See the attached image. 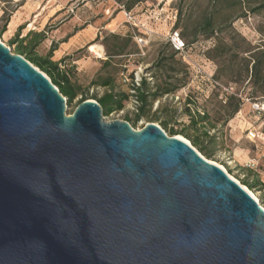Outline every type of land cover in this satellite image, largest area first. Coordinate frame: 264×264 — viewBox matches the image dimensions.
Masks as SVG:
<instances>
[{"label": "water", "instance_id": "1", "mask_svg": "<svg viewBox=\"0 0 264 264\" xmlns=\"http://www.w3.org/2000/svg\"><path fill=\"white\" fill-rule=\"evenodd\" d=\"M0 264H264V209L154 123L67 115L0 42Z\"/></svg>", "mask_w": 264, "mask_h": 264}, {"label": "rangeland", "instance_id": "2", "mask_svg": "<svg viewBox=\"0 0 264 264\" xmlns=\"http://www.w3.org/2000/svg\"><path fill=\"white\" fill-rule=\"evenodd\" d=\"M131 1L0 0V42L13 53L16 45H9V41L18 27H23L19 38L29 31L44 33L34 52L43 56L54 47L53 60L66 59L73 67L72 81L82 88L81 96L70 103L64 97L67 115L73 113L82 96L95 101L105 92L91 85L93 81L110 76L115 92L130 94V79L135 74L148 79L147 74L153 70L152 82L178 87L174 94L155 102L135 123L131 97L122 111L102 113L103 120L125 121L128 117L134 130L147 123L163 130L161 122L165 121L167 129L202 140L212 155L209 159L200 155L224 168L264 209V64L258 84L245 73L253 53L262 52L264 10L254 9L264 0H243L236 14L244 16L238 19L229 14L231 0H144L135 4L127 17L125 6ZM208 16L214 17L217 32L206 39L200 24ZM174 30L188 45L184 58H170L166 43ZM112 34L120 37L118 43L124 46L125 55L108 59L103 40L107 48L112 47L116 43ZM92 45L101 46L99 56L90 52ZM211 80L219 86H213ZM230 96L239 98L241 106L224 122L232 105ZM194 113H205L209 118L200 124L201 129L189 124ZM204 131L209 137L215 136L213 142L204 139ZM164 132L168 135L167 130ZM178 136L191 145L182 135L174 137ZM256 179L259 186L254 190L243 185L245 180L251 183Z\"/></svg>", "mask_w": 264, "mask_h": 264}, {"label": "trees", "instance_id": "3", "mask_svg": "<svg viewBox=\"0 0 264 264\" xmlns=\"http://www.w3.org/2000/svg\"><path fill=\"white\" fill-rule=\"evenodd\" d=\"M144 0H133L130 4H127L125 6L126 12H130L132 7L135 4L141 3ZM216 1V0H215ZM243 0H231L229 5V14L231 17H234V19H238L244 16L243 13L236 14L237 11L241 10ZM254 10H264V2L260 4L256 9ZM242 14V15H241ZM201 29L205 32L206 39L211 38L214 33L217 32V28L215 27V19L213 16L205 17L200 24ZM23 29V27H18V30L16 31L13 38L9 41V45H16L15 53L16 55H19L23 57L26 61L31 63L35 68L39 69L43 74H45L51 83L58 89V92L66 98L67 102L70 103L76 96L80 95L82 93V88L79 84L76 82H73L71 79V70L73 67L66 63V59H62L60 61H52V53L55 50L54 47L51 48L45 55H37L34 52V49L38 47V45L43 41L44 39V33L43 32H33L29 31L24 37L19 38V33ZM180 34V33H179ZM111 38L116 42L115 45H113L110 48H107L104 44L105 51L107 52L106 55L108 59H112L115 57H120L125 55L124 46L119 42L120 37L118 35H110ZM181 39L184 41V38L180 34ZM131 37H128V39ZM185 42V41H184ZM168 47L171 50L170 58H173L177 55V52H175L168 43H166ZM186 48H188L187 43L185 42ZM260 53H253L251 56V60L246 62L245 66V73L246 75L250 77V80L253 78L254 81L260 82V77H262V66L264 64V42L261 47ZM259 52V51H257ZM224 53L226 51L224 50ZM162 58V57H161ZM106 64V63H105ZM251 64V65H250ZM250 65V69H249ZM153 70H150V74H154ZM152 78V76H151ZM154 77L152 78V80ZM91 85H97L105 89V92L95 99V101L99 104L101 107L103 115H108L113 112H119L122 111L124 108V102L128 100L129 97L134 98L136 101L135 105V114H134V120L133 122H137L139 118L145 117L147 113L149 112L150 108L155 102H158L160 99H162L165 96L173 95L174 92L177 90L178 87L175 86H169V85H156L155 81L151 83L147 82L146 79L142 78L141 82L138 87H131V90L133 93L126 94V93H117L115 92V86L113 84L112 78L110 76H107L101 80H95L91 83ZM86 98L83 96L81 97V100L78 102L77 105H79L81 102L85 101ZM229 102H232L231 106H228L227 113L224 119V122L231 119L240 109L241 106V100L239 98L230 96L228 98ZM189 106V101H187ZM189 108V107H186ZM197 112V111H196ZM125 120L126 122H129L128 117ZM190 126L193 127L195 130L201 129L200 124L208 121L209 118L206 116L205 113H202L201 115L199 113H194L193 116H190ZM162 128L164 131H168L169 136H177L182 135L187 140L190 141L192 147H194L199 154L204 156L206 159H209L211 157V152L207 150L205 145L203 144V141L194 137H191L188 133H185L184 131H180L177 133V131H174L172 129H167V122H161ZM216 127H212L211 130L214 131ZM205 130V129H202ZM202 136H204V139L213 140L215 139V136H208V131H204L202 133ZM212 141V142H213ZM243 185L247 187L249 190L256 189L259 184L258 180H254L251 183L248 182V180L243 181Z\"/></svg>", "mask_w": 264, "mask_h": 264}, {"label": "built area", "instance_id": "4", "mask_svg": "<svg viewBox=\"0 0 264 264\" xmlns=\"http://www.w3.org/2000/svg\"><path fill=\"white\" fill-rule=\"evenodd\" d=\"M126 15L128 17L129 16V12L126 13ZM139 41H142V40H139ZM167 43L170 45V47L175 52H177V55L178 56H181L182 58H184L186 56V49L187 48L185 46L184 41L181 39L180 34H179L178 31L174 30L169 35V38L167 40ZM147 76H148V79H146V81L152 84V78L150 77L149 74H147ZM144 78H147V77H144ZM130 80H131L130 87H138L139 84H140V82H141V77L139 75L135 74L134 77L131 78ZM211 83H212L213 86H219V84L216 81H214V80H211ZM130 93H133V91L131 90ZM132 102H133L134 108H135V105L137 103H136V101H135L134 98H132Z\"/></svg>", "mask_w": 264, "mask_h": 264}, {"label": "bare ground", "instance_id": "5", "mask_svg": "<svg viewBox=\"0 0 264 264\" xmlns=\"http://www.w3.org/2000/svg\"><path fill=\"white\" fill-rule=\"evenodd\" d=\"M100 51H102V48H101V46H97V45H92V46H90V52H92V53H95L97 56H99L100 55ZM94 54V55H95ZM178 139H181V140H183V141H185L186 142V140H184L183 138H181L180 136H178L177 137ZM188 143V142H187ZM212 163V162H211ZM215 164V163H214ZM215 165H217V164H215ZM221 167V166H220ZM221 169H223V171H225L226 172V170L224 169V168H222L221 167ZM227 173V172H226ZM229 177H231V176H229ZM233 179V178H232ZM249 193V192H248ZM252 197H253V195L251 194V193H249Z\"/></svg>", "mask_w": 264, "mask_h": 264}, {"label": "crops", "instance_id": "6", "mask_svg": "<svg viewBox=\"0 0 264 264\" xmlns=\"http://www.w3.org/2000/svg\"><path fill=\"white\" fill-rule=\"evenodd\" d=\"M51 59H52V61H54V60H53V56H52V58H51ZM57 60H59V59H57Z\"/></svg>", "mask_w": 264, "mask_h": 264}]
</instances>
